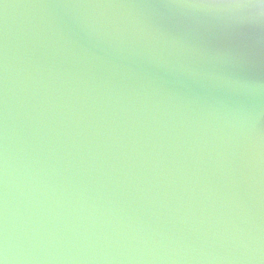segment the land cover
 I'll return each instance as SVG.
<instances>
[{
	"label": "water",
	"instance_id": "obj_1",
	"mask_svg": "<svg viewBox=\"0 0 264 264\" xmlns=\"http://www.w3.org/2000/svg\"><path fill=\"white\" fill-rule=\"evenodd\" d=\"M261 4L0 0V264H264Z\"/></svg>",
	"mask_w": 264,
	"mask_h": 264
},
{
	"label": "clouds",
	"instance_id": "obj_2",
	"mask_svg": "<svg viewBox=\"0 0 264 264\" xmlns=\"http://www.w3.org/2000/svg\"><path fill=\"white\" fill-rule=\"evenodd\" d=\"M244 5L242 4H232V5H229L230 8H240V7H243ZM260 7L264 8V4H261Z\"/></svg>",
	"mask_w": 264,
	"mask_h": 264
}]
</instances>
